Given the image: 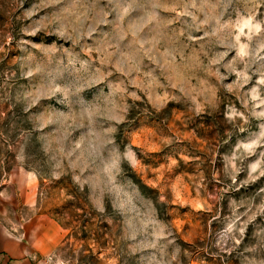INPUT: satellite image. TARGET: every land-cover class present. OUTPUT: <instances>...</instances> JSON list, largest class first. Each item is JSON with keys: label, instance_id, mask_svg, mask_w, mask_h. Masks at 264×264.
I'll list each match as a JSON object with an SVG mask.
<instances>
[{"label": "rangeland", "instance_id": "obj_1", "mask_svg": "<svg viewBox=\"0 0 264 264\" xmlns=\"http://www.w3.org/2000/svg\"><path fill=\"white\" fill-rule=\"evenodd\" d=\"M222 2L0 0V225H54L50 264L264 262V4Z\"/></svg>", "mask_w": 264, "mask_h": 264}, {"label": "crops", "instance_id": "obj_2", "mask_svg": "<svg viewBox=\"0 0 264 264\" xmlns=\"http://www.w3.org/2000/svg\"><path fill=\"white\" fill-rule=\"evenodd\" d=\"M0 225V264H50L47 258L56 245L57 229L44 218L31 219L17 236Z\"/></svg>", "mask_w": 264, "mask_h": 264}, {"label": "clouds", "instance_id": "obj_3", "mask_svg": "<svg viewBox=\"0 0 264 264\" xmlns=\"http://www.w3.org/2000/svg\"><path fill=\"white\" fill-rule=\"evenodd\" d=\"M264 4V0H246V7L250 10L249 14L255 16L256 11L259 9L260 5ZM190 7L197 8L198 6L193 2ZM218 7H225L222 0H218L217 3ZM215 19V17H207L205 20L200 21L199 23H196V17L193 16V24L189 27H196L200 28L203 27L206 24H209L210 20ZM261 24H264V18L260 20ZM222 33V27L217 26L214 27L211 31H205L204 35L209 37V42L212 44L221 43L224 44L225 41L229 40V38H234L235 35H238V33L228 32L223 35H219ZM234 47V44H227L225 45V51L218 54V60L214 61V63H218L219 60H223L225 56H227L228 52L231 51V48ZM252 55L256 59H264V29L260 31V33L257 34V43L256 46L253 48ZM235 71V69H233ZM262 77H264V73L261 74ZM264 82V81H262ZM220 85H218L219 87ZM76 149L73 148L72 151H75ZM102 163V160H101ZM101 212H103V209H100ZM171 234V232H169ZM175 259V257H173ZM161 264H171L170 261L164 262L161 261ZM264 264V262H262Z\"/></svg>", "mask_w": 264, "mask_h": 264}]
</instances>
